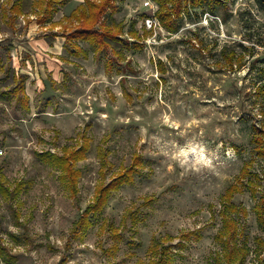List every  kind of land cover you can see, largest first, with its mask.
Here are the masks:
<instances>
[{
  "label": "rangeland",
  "instance_id": "rangeland-1",
  "mask_svg": "<svg viewBox=\"0 0 264 264\" xmlns=\"http://www.w3.org/2000/svg\"><path fill=\"white\" fill-rule=\"evenodd\" d=\"M95 1L98 34L123 26L119 54L79 36L85 0H0V264H214L237 182L232 243L248 253L224 264H264V6L183 0L172 32L153 0ZM85 139L74 192L53 156Z\"/></svg>",
  "mask_w": 264,
  "mask_h": 264
},
{
  "label": "trees",
  "instance_id": "trees-1",
  "mask_svg": "<svg viewBox=\"0 0 264 264\" xmlns=\"http://www.w3.org/2000/svg\"><path fill=\"white\" fill-rule=\"evenodd\" d=\"M31 1V0H30ZM102 1V0H101ZM154 2L159 4V9L157 11V16L161 22V24L169 29L172 32H177V27L173 22L174 17H179L182 11V4L183 0H153ZM206 0H192V3L195 7H197L200 2ZM257 2L264 6V0H257ZM28 2H24L22 6H20V11L24 10L25 5ZM95 0H85V3H81L78 5L71 14V21H76L81 27L82 30L78 31V34L84 40L90 41L92 43H96L98 45L99 52L105 49L106 47L110 48L114 53L119 54V49L122 46V40L118 37L119 34L123 31V26L116 25L110 26L106 25L102 22V26L104 28L103 34H98L94 30V26L96 24L98 15H100L103 4H99ZM25 11V10H24ZM81 31V32H80ZM145 33L149 32V30H144ZM133 35L138 36L137 32H133ZM77 49H80L78 45H75ZM5 94L4 92H0V102L5 101ZM89 141L84 140L83 144L77 150H73L67 154L68 148H65V154L62 156H53L56 165L60 166L65 170L63 176L64 178L66 175L70 181V187L75 192L77 190L76 181L80 177L79 171L74 169L73 160L78 161L83 159L89 149ZM73 164V165H71ZM245 172H250L249 164H245L243 167ZM131 174L129 173H122L117 178H115V182L113 185L117 183V186L129 182L131 180ZM67 178V177H66ZM257 179H259L258 174H253V178L248 180L246 183L247 187L251 190L252 194L257 192ZM0 188L3 189L5 192H8L6 188H4L0 184ZM17 190L20 189V185H18ZM109 191V188H102L99 193V196L96 197L94 203H91L87 206L84 210L83 215L80 217V223H88L89 215L94 214L95 211L101 210L106 204L107 200L106 194ZM244 191L243 183H234L232 184L226 191L225 194V203L223 205L222 210V228L219 230L217 237L221 239L223 242L222 250L215 254L214 257V264H224L227 259L230 261H235L238 259L242 261L245 259L247 255V251L244 248H235L234 244L232 243V238L237 235L239 231V222L237 216H234V213L240 212L242 210L245 214H247V208H241L238 204H236L232 198L234 195L241 193ZM105 194V195H104ZM257 220L261 228L264 230V203L257 206L256 209ZM261 240V239H260ZM263 242V240H261ZM237 260V261H238ZM161 263H164L165 260L161 258Z\"/></svg>",
  "mask_w": 264,
  "mask_h": 264
},
{
  "label": "built area",
  "instance_id": "built-area-1",
  "mask_svg": "<svg viewBox=\"0 0 264 264\" xmlns=\"http://www.w3.org/2000/svg\"><path fill=\"white\" fill-rule=\"evenodd\" d=\"M150 2L148 1L146 4H149ZM145 24L147 26V29H152L155 28V26H157L158 22H157V18L154 16L148 17L145 20ZM145 26V27H146Z\"/></svg>",
  "mask_w": 264,
  "mask_h": 264
},
{
  "label": "bare ground",
  "instance_id": "bare-ground-1",
  "mask_svg": "<svg viewBox=\"0 0 264 264\" xmlns=\"http://www.w3.org/2000/svg\"><path fill=\"white\" fill-rule=\"evenodd\" d=\"M192 154L195 158L197 159H201V152L199 150H197L196 148L195 149H192Z\"/></svg>",
  "mask_w": 264,
  "mask_h": 264
}]
</instances>
